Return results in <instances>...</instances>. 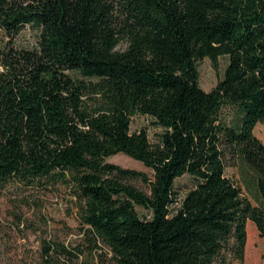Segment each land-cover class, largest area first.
I'll list each match as a JSON object with an SVG mask.
<instances>
[{
  "label": "trees",
  "instance_id": "trees-1",
  "mask_svg": "<svg viewBox=\"0 0 264 264\" xmlns=\"http://www.w3.org/2000/svg\"><path fill=\"white\" fill-rule=\"evenodd\" d=\"M26 25L36 42L19 47ZM0 30V182L69 185L110 264L243 261L247 220L264 238L253 133L264 121V0H0ZM221 55L223 77L205 91L198 61ZM225 105L237 110L229 121ZM136 113L162 129L156 142L129 131ZM117 152L152 179L105 160ZM183 174L196 185L170 214Z\"/></svg>",
  "mask_w": 264,
  "mask_h": 264
},
{
  "label": "rangeland",
  "instance_id": "rangeland-1",
  "mask_svg": "<svg viewBox=\"0 0 264 264\" xmlns=\"http://www.w3.org/2000/svg\"><path fill=\"white\" fill-rule=\"evenodd\" d=\"M37 29L26 25L14 38L19 47H32ZM7 38L0 30V47ZM121 47H124L122 45ZM227 56H218L214 63L204 57L198 61L199 84L209 91L223 77ZM81 78L78 72H69ZM236 108L225 105L220 116L229 121ZM145 129L149 139L156 142L162 129L145 114L130 117V132ZM254 135L264 144V121L258 122ZM125 168L144 172L152 179L153 169L142 162L117 152L105 158ZM227 176L237 179L236 167L227 166ZM138 189L149 193V187L140 179L129 181ZM196 185L189 174L177 177L174 182L175 201L169 206L174 213L186 192ZM137 212L150 217L147 209L135 206ZM247 236L243 261L231 260L228 264H264V238L258 234L251 220L246 223ZM111 253L99 238L86 232L78 217V199L72 188L50 177L36 179L29 184L10 179L0 182V264H110Z\"/></svg>",
  "mask_w": 264,
  "mask_h": 264
},
{
  "label": "bare ground",
  "instance_id": "bare-ground-1",
  "mask_svg": "<svg viewBox=\"0 0 264 264\" xmlns=\"http://www.w3.org/2000/svg\"><path fill=\"white\" fill-rule=\"evenodd\" d=\"M247 238H248V236H247Z\"/></svg>",
  "mask_w": 264,
  "mask_h": 264
}]
</instances>
